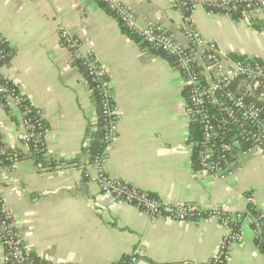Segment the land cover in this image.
<instances>
[{
  "label": "crops",
  "instance_id": "1",
  "mask_svg": "<svg viewBox=\"0 0 264 264\" xmlns=\"http://www.w3.org/2000/svg\"><path fill=\"white\" fill-rule=\"evenodd\" d=\"M121 1L134 7L140 27L158 20L189 44L182 15L168 0ZM191 19L223 52L264 60V12L251 25L226 14L209 15L203 7ZM59 24L80 39L83 50L96 55L112 81L118 133L103 164L107 175L171 204L229 203L243 212L251 196L264 214V153L239 152L235 170L225 179L195 169L181 73L171 60L130 38L99 0H0V38L12 51L0 72L40 110L48 124V156L63 162L41 171L32 157L14 167L0 160V197L25 246L40 260L66 264H115L137 247V264L209 260L226 234L217 217L152 221L132 205L109 206L92 178L85 181L79 167L66 165L78 156L82 165L89 161L82 149L98 113L85 75L59 41ZM21 118L15 105L7 111L0 102L4 143L27 153L19 139ZM90 174L94 178L96 170ZM241 235L242 241L230 246L226 264H264L246 221ZM3 252L0 240V257Z\"/></svg>",
  "mask_w": 264,
  "mask_h": 264
},
{
  "label": "built area",
  "instance_id": "2",
  "mask_svg": "<svg viewBox=\"0 0 264 264\" xmlns=\"http://www.w3.org/2000/svg\"><path fill=\"white\" fill-rule=\"evenodd\" d=\"M101 1L107 11L127 30L138 34L143 42L171 57L181 73L183 88L188 91L189 96V117H195L202 126L203 138L196 144L200 170L225 179L235 170L236 159L233 158L231 147L239 146L242 155L251 151L264 153V107L253 101V98L258 97L264 102V62L253 57L234 59L230 54L223 52L215 41L203 36L191 19L192 12L197 7H203L209 15H214L216 10H221L231 18L240 15V19L247 20L251 25L253 20L259 19L264 12V0H168L171 8L178 10L182 15L188 45L178 41L158 20L152 21L146 27H140L134 7L124 1ZM57 34L61 45L69 50L70 61L82 67L91 92L100 93L102 97L100 108L104 121L103 141L106 149L102 156L82 165L84 170H81L85 179L92 178L99 185L102 194L109 199V206L132 205L147 213L152 221H198L207 216L217 217L226 229L217 251L205 262L183 264H223L228 259L230 246L242 241L239 226L242 221L251 225L254 237L258 239L260 223L254 217L244 215V211H236L229 203L216 206L171 204L127 181L107 175L103 164L118 133V113L112 81L96 55L83 50L80 39L65 25H58ZM6 56L7 50L0 46V60ZM3 90L0 85V92ZM258 90L259 95L256 94ZM24 100L25 96L21 93L9 96L7 104L13 106ZM22 125L24 131L19 139L30 149V141L35 135L31 130L32 124L22 120ZM235 129L236 132L229 139ZM241 143L246 144V148H242ZM9 148L0 135V153L8 154ZM70 165L79 167L77 162ZM91 169L96 170L94 178L90 174ZM60 171L63 172L64 167H61ZM247 199L252 201L251 196ZM0 240L4 249L0 264H66L36 259L25 246L18 232L17 222L1 197ZM140 253V248L137 247L125 264H137Z\"/></svg>",
  "mask_w": 264,
  "mask_h": 264
},
{
  "label": "trees",
  "instance_id": "3",
  "mask_svg": "<svg viewBox=\"0 0 264 264\" xmlns=\"http://www.w3.org/2000/svg\"><path fill=\"white\" fill-rule=\"evenodd\" d=\"M99 4L107 10L104 3L99 0ZM215 14H224L221 10H216ZM234 20H240V15H234L232 17ZM122 29L123 31L133 40L138 42L143 48H148L149 50L153 51L156 54H160L168 58L172 61L171 57L166 55L163 51L160 49L152 48L150 45L146 44L142 41L141 37L133 33L129 30H127L123 25ZM0 46L5 48L7 50V56L5 59L0 60V66H3L5 64H8L12 57V51L11 48L8 46L5 40L0 38ZM234 59H246L248 58L246 55H240V54H232L231 55ZM259 59V58H257ZM261 61L264 62L263 59ZM77 65L78 63H73ZM80 70L83 72L82 67L77 65ZM85 74V73H84ZM0 85L4 88L2 92H0V102L4 105L5 109L7 111L11 110V106L7 104V98L9 96H17L18 94H21L19 87L17 84H15L12 80L9 78L0 75ZM263 91V90H262ZM260 90L256 92L257 95H259ZM183 95L185 97L187 106H189V96L188 91L184 89ZM92 97L96 103L97 106V113H98V119L95 126V129L89 132V140L86 141L82 153L89 156V160L93 162L98 157L102 156L105 152V142L103 141V136L105 134V128H104V121L101 117V108H100V102H101V95L100 93L93 92ZM253 101L258 104L259 106L264 107V102L261 101L258 97L253 98ZM15 106L20 110L21 112V120H26L30 124H32L31 130L35 134L33 139L30 141V149H28L27 153H22L18 150L9 148L8 154H1L0 153V160L7 166H11L13 163H17L19 160L24 159L26 157H32L37 166L38 169L43 170H53L58 166L59 164H62V161H56L55 159L48 156V149L44 141V135L45 132L48 129V124L45 121V119L42 117L40 110L35 107L31 101L27 98L23 102H18L15 104ZM202 126L199 123L195 117H191L189 122V138L188 142L191 145L192 149V155H191V161L192 165L195 169H200L199 161H198V146L196 145L198 142H200L203 138V132H202ZM236 132V129L230 134L229 139L232 138V135ZM231 145V141H228ZM246 144L241 143L242 148H246ZM239 146L237 147H231V152L233 153V158L236 159V156L239 153ZM80 157L73 158L69 163L66 165H69L71 163L77 162L79 164V168L83 169L82 164L80 163ZM84 177V176H83ZM84 180L86 181L87 179ZM244 215H248L250 217H254L259 223H260V235L258 239H255V243L257 245V248L260 252L264 254V214L263 212L256 206V204L253 201H250L247 206V210L244 211ZM243 222V221H242ZM241 223H239V226H241ZM254 226V224H252ZM38 259V258H36ZM129 260V255H125L122 257L117 263L115 264H125ZM186 262H180L176 264H183ZM227 261H224L223 264H226Z\"/></svg>",
  "mask_w": 264,
  "mask_h": 264
}]
</instances>
